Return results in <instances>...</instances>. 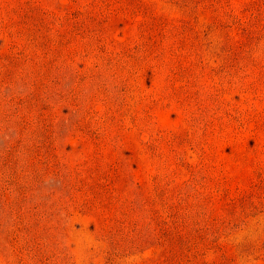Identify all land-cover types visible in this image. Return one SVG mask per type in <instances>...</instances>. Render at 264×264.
I'll list each match as a JSON object with an SVG mask.
<instances>
[{
  "label": "rangeland",
  "instance_id": "obj_1",
  "mask_svg": "<svg viewBox=\"0 0 264 264\" xmlns=\"http://www.w3.org/2000/svg\"><path fill=\"white\" fill-rule=\"evenodd\" d=\"M0 264H264V0H0Z\"/></svg>",
  "mask_w": 264,
  "mask_h": 264
}]
</instances>
